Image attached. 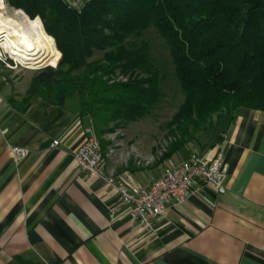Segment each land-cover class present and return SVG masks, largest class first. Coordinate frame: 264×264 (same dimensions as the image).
Listing matches in <instances>:
<instances>
[{
  "label": "crops",
  "instance_id": "0c3cea01",
  "mask_svg": "<svg viewBox=\"0 0 264 264\" xmlns=\"http://www.w3.org/2000/svg\"><path fill=\"white\" fill-rule=\"evenodd\" d=\"M29 86L18 91L0 71V264H264V111L242 109L220 139L219 131L203 133L207 140L167 158L164 149L145 165L106 157L104 174L92 176L75 166L88 128L97 135L77 94L63 105L38 96L23 102ZM134 141L149 154V141ZM13 146L30 153L16 163ZM218 149L226 191L204 186L152 227L136 222L108 184L114 171L128 170L148 186L172 164Z\"/></svg>",
  "mask_w": 264,
  "mask_h": 264
},
{
  "label": "trees",
  "instance_id": "16d2710c",
  "mask_svg": "<svg viewBox=\"0 0 264 264\" xmlns=\"http://www.w3.org/2000/svg\"><path fill=\"white\" fill-rule=\"evenodd\" d=\"M8 1L39 16L56 41L54 59L62 53L57 67L32 78L23 102L38 96L63 105L77 94L82 112L103 132L149 115L162 79L148 43L128 40L155 26L184 93L167 124L172 141L164 157L199 134L219 131L220 139L242 109L264 111V0H91L81 9L66 0ZM97 51L102 56L90 60Z\"/></svg>",
  "mask_w": 264,
  "mask_h": 264
},
{
  "label": "built area",
  "instance_id": "2783aa9c",
  "mask_svg": "<svg viewBox=\"0 0 264 264\" xmlns=\"http://www.w3.org/2000/svg\"><path fill=\"white\" fill-rule=\"evenodd\" d=\"M66 1L71 6L81 9L91 0ZM24 13L26 14L23 9L10 4L8 0H0V63L9 68L20 65L27 67V65L15 58V50L11 51L3 45L6 32L1 31L5 29V21L14 20L17 22V19ZM88 131L93 135L75 152V166L79 171L92 176H102L106 157H115L117 151L112 148L104 154L100 138L92 128H88ZM58 144L59 141L55 140L54 145ZM11 151L16 163L21 162L30 153V150L25 146H13ZM149 162V160L138 161V164L145 165ZM226 173L225 156L223 151L218 149L214 153H194L181 163L172 164L148 186L137 184L128 170L114 171L108 177V184L118 193L122 202L131 205V216L136 222L146 227H152L155 220L164 215L170 205L185 202L204 186H212L218 192L224 193L226 191Z\"/></svg>",
  "mask_w": 264,
  "mask_h": 264
},
{
  "label": "rangeland",
  "instance_id": "374dc122",
  "mask_svg": "<svg viewBox=\"0 0 264 264\" xmlns=\"http://www.w3.org/2000/svg\"><path fill=\"white\" fill-rule=\"evenodd\" d=\"M128 42L138 46L146 42L150 46V55L153 64L160 73L162 79V96L149 115L136 121L126 122L123 126L116 127L114 131L103 132V125L98 124L96 131L97 136L102 140L103 146L106 148V153L112 148L117 151V157H113L116 159L117 163H121L123 160L128 159L134 160L135 164L139 166L138 161L145 162L151 159L153 155L156 158L160 156L172 141L167 124L181 105L184 99V93L176 76L170 48L155 26H150L143 31L141 35L131 36ZM60 53L55 59L54 56L47 66H44L57 67L62 58V53L61 55ZM102 54V52L97 51L90 60L97 59L101 57ZM54 62L57 63L53 65L52 63ZM27 67L20 65L9 68L0 63V71L9 74L14 84H19L17 88L18 91H24L25 88L29 86L32 78L36 76L41 69L45 68L32 69ZM135 137L141 141L150 142L151 150L149 154H143L141 151L139 152L138 146L134 141L136 140ZM198 139L200 141L207 140L204 134H199ZM107 158L110 157L107 156Z\"/></svg>",
  "mask_w": 264,
  "mask_h": 264
},
{
  "label": "bare ground",
  "instance_id": "6f19581e",
  "mask_svg": "<svg viewBox=\"0 0 264 264\" xmlns=\"http://www.w3.org/2000/svg\"><path fill=\"white\" fill-rule=\"evenodd\" d=\"M7 49L15 50V58L29 68L36 69L48 65L56 54V44L43 26L39 17L30 18L24 13L17 22H4ZM3 39V38H2Z\"/></svg>",
  "mask_w": 264,
  "mask_h": 264
},
{
  "label": "water",
  "instance_id": "95a60500",
  "mask_svg": "<svg viewBox=\"0 0 264 264\" xmlns=\"http://www.w3.org/2000/svg\"><path fill=\"white\" fill-rule=\"evenodd\" d=\"M45 66H47V65H45ZM45 66H42V67H45ZM42 67H40V68H42Z\"/></svg>",
  "mask_w": 264,
  "mask_h": 264
}]
</instances>
